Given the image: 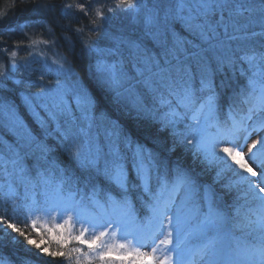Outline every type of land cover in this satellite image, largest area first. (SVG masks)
Masks as SVG:
<instances>
[{
  "label": "snow or ice",
  "instance_id": "6c2138e0",
  "mask_svg": "<svg viewBox=\"0 0 264 264\" xmlns=\"http://www.w3.org/2000/svg\"><path fill=\"white\" fill-rule=\"evenodd\" d=\"M65 7H76L87 15L82 3ZM116 7L138 13L141 0H116ZM47 8L46 4H38L36 11L43 12ZM244 13L250 21L255 19L264 28V0H173L155 7L144 17V24L146 34L161 51L152 53L134 40L126 41L136 52L132 75L121 61L98 60L86 83L73 79L76 74L68 66L66 57L49 58L43 52L36 53L45 64L51 60L57 79L49 81L36 94L23 96L24 104L41 128H46V122L55 124L64 151L80 169L89 173L86 183L89 179H102L108 191L103 201L97 199L96 187L92 195L77 198L79 190L75 182L69 183L70 178L54 180L52 168L55 165L46 159L50 149L37 142L15 107L0 102V115L4 117L0 120V128L16 137L14 145L0 141L5 149L0 151V174L16 173L24 184V203L17 205L24 214V226L0 215V229L4 235H9L11 230L24 237L27 245L39 249L37 257H66L69 264H95L96 261L99 264H197L198 261L204 264H264V195H261L264 194V135L248 145L253 133L264 132V80H257L258 73L251 71L264 63V54L258 58L253 52L239 58L248 64L251 74L246 86L235 94L229 105L228 121L224 123L217 116L219 94L214 84L216 72L222 71L225 65L236 70V60L224 53L227 45L221 37L237 39L229 35V28L238 30L236 17ZM95 16L102 22L96 25L92 20L96 25L93 31L99 35L107 17L100 9H96ZM177 26L188 35H181ZM76 32L81 33L83 29L77 28ZM41 43L54 45L55 40H32L29 46ZM85 47L97 53L105 51L97 47L91 36ZM16 55L15 51L10 54L13 69L17 67ZM190 60L198 69V87ZM240 72L245 74L243 69ZM3 79L7 76L4 65L0 64V87L4 86ZM43 79L41 76L40 80ZM133 80L145 91H138L131 83ZM145 93L151 97V106L145 102ZM237 103L247 108L239 116L234 114ZM100 104L134 110L137 119L154 122L156 130L145 132L142 142L134 139L118 121L102 113L107 125L105 151L98 138L90 135L97 124L96 110ZM189 115L191 123L184 124ZM253 116L257 119L249 126L248 121L253 120ZM62 119L67 125L63 130ZM181 124H184L183 130ZM33 145L40 148L44 154L41 159L49 164L44 172L37 171L38 183L43 189L42 202L36 198V182L25 179L28 169L24 158L28 154L26 150H31ZM179 147L191 153L193 164L201 166V173L178 163L170 164V155ZM208 171L215 172L213 181L200 183V175ZM227 173L236 179L222 187L244 191L245 196L250 195L252 200L259 202L260 213L255 220L246 215L240 219L230 217L216 203L213 185ZM113 191L117 195H113ZM133 192L139 193L137 199L147 209L143 219L133 205ZM4 197L16 205L17 194L11 183ZM41 216L53 219L59 216L62 220L52 226L41 225L48 239L56 244L55 250L49 251L51 245L41 247L45 243L38 227ZM230 220L233 228H247L258 233V242L232 247L225 231ZM29 226L40 236V243L25 230ZM77 226L78 234L73 232ZM12 240L15 243L18 237ZM193 240L197 243L193 244ZM73 241L81 247L67 249ZM73 253L77 254L74 261ZM0 264H6L2 257Z\"/></svg>",
  "mask_w": 264,
  "mask_h": 264
},
{
  "label": "trees",
  "instance_id": "16d2710c",
  "mask_svg": "<svg viewBox=\"0 0 264 264\" xmlns=\"http://www.w3.org/2000/svg\"><path fill=\"white\" fill-rule=\"evenodd\" d=\"M101 0H0V13H4L0 16V57L3 56L4 60L9 61L8 53L10 50H4L2 47H10L12 49L18 47L28 48L34 50L35 52H43L44 56L54 57L62 56L67 58L68 66H71L76 79H80L87 83V77L90 73L95 70V65L98 60H105L109 62L121 61L124 63V67L128 72H132V61L127 57L120 44L122 40L132 39L142 46H146L148 49L159 52L158 46L151 37L144 35V33H139V29H131L128 19H119L117 16L112 15L109 11L104 10L106 21L99 31V35L93 31L96 25L102 22L95 16V11L98 9ZM116 1V0H114ZM167 0H141L144 8L153 9L161 4H166ZM173 2V0H172ZM46 4L48 6L46 11L37 12L36 8L38 4ZM82 3L85 6L87 15L81 12L76 7L66 8L67 4H77ZM94 6V7H93ZM103 11V10H102ZM144 16L147 14L143 10ZM161 15L163 13L161 12ZM248 19V14H247ZM92 20L96 21V25L92 23ZM255 20V19H253ZM252 20V21H253ZM139 24H143V19L139 20ZM23 25V27H21ZM77 28H82L83 32H76ZM141 29V28H140ZM31 33L33 34L32 40H55L54 45H44L38 44L35 46H29L32 40L17 41L15 43L12 41V33ZM177 31L181 32V35H188L182 32L179 26H177ZM256 33V35H253ZM246 36L249 41H253L255 52L259 58L260 54H264V28L259 26H251L248 30L243 32L232 33V36L241 38V36ZM95 41L97 47L105 51L97 53L95 51H89L85 47V43L89 40V37ZM192 39L191 36L188 37ZM223 38V36H222ZM31 39V38H29ZM113 39H121L119 45L114 46ZM227 43L228 39L223 38ZM248 42V41H247ZM113 49V50H112ZM118 52H115V50ZM242 50H232L231 53L227 54L235 58L236 60V70L233 71L230 67L225 65L222 71H218L214 77V84L216 86V92L219 94V110L217 113L218 119L221 123L228 121L229 116V105L236 93H238L247 84V77L251 74L248 68V64L239 58L245 55H250L253 52H248L247 47H241ZM111 50V51H109ZM243 53V54H242ZM101 55V56H100ZM122 59H121V56ZM119 57V58H118ZM133 59H136L134 55ZM183 59V58H182ZM175 63V61H174ZM192 68V76L195 78L194 83L199 86V74L198 69L194 61H189ZM134 66V65H133ZM213 71L216 70V65H212ZM240 69L244 70V75H241ZM251 71H256L258 75L257 80H264V63H262L258 68L252 69ZM134 74V73H132ZM131 75V74H130ZM3 87H0V94L4 99L12 101L16 104L19 112L21 113L23 119L26 122L27 129L31 131L32 134L36 136L38 143L46 145L50 151L46 154V159L55 165L52 168L54 173L53 179L60 180L63 178H70L69 183L75 182V187L79 190L78 196L88 197L92 195V190L96 187L98 190L96 192L97 199L103 201L105 199V193L108 191V186L106 183L100 179H89L86 183V177L89 173L85 170L80 169L78 164L72 160L69 155L64 151L61 144L60 134L56 131V126L52 122H46L49 129L41 128L37 120L30 114L27 108L24 106L21 96L22 89L19 87L14 80L4 79L2 80ZM138 91L144 92L142 85L136 83L135 80L131 82ZM95 94V92H94ZM145 102L151 106V97L146 94ZM247 108L243 104L237 103L234 109V114L242 115L246 112ZM102 113L115 121H118L120 125L124 127L129 133L132 134L134 139L144 141L145 132H154L157 125L149 120H144L143 118L137 119L134 110H122L117 109L111 105L100 104L96 110L97 124L102 117ZM76 114V113H75ZM254 120L257 119L253 116ZM254 120L251 121L253 124ZM189 117L184 121V124H190ZM61 125H65L63 119L60 121ZM184 124L180 125V129L183 130ZM214 131V129H211ZM47 132V135H45ZM0 141L7 142L9 145H14L16 143V137L9 133L6 129L0 128ZM0 150L5 151L4 145L0 143ZM28 154L24 158L26 162V167L28 172L25 179H31L36 182V198L38 201L42 202L43 197L40 195L42 192V186L38 183L39 177L37 176V171L44 172L49 164L45 163L44 159H41L44 155L40 148L33 145L31 150H26ZM180 164V166L185 168H194L195 173H201V166L193 164V157L191 153L187 152L184 147H179L177 150L170 155V164L175 166V164ZM63 173V175H61ZM48 175V173H45ZM94 176V173L92 174ZM215 176L214 171H208L202 173L199 177L200 183H211ZM236 177L232 176L231 173H227L222 176L218 183L214 184L213 187L216 191V203L218 206L227 212L230 217L240 219L245 215L250 219L255 220L256 216L260 213L259 202L252 200L251 196H245L244 191H236L222 187L229 183L230 180H234ZM11 183L12 187L16 190L17 198L16 205L12 203L11 200H6L4 193L8 190V184ZM0 215L5 216L12 222L17 223L18 226L23 227L25 223L24 214L22 209H18L17 205H22L23 195H24V184L21 183V178L16 174L5 176L0 174ZM113 195H117L115 191L112 192ZM138 192L132 193V202L137 212V215L143 219L147 215V209L144 208L137 196ZM264 195V194H261ZM91 210V208L89 209ZM206 210V208H204ZM237 211H239L240 216L237 217ZM42 216L38 223L40 227L41 234H44L45 243L41 247H51L49 251L56 249V244L52 241L47 242L48 237L44 233L42 225ZM27 232H31L32 238L40 243V236L36 232L32 231L30 226L25 229ZM225 231L227 232V240L232 247L237 245L243 247L245 244L257 243L258 233L251 232L250 229H237L233 228L232 220L226 225ZM9 235H4L3 230L0 229V257H2L6 264H25L26 261L29 264H69L66 257H56L52 258L48 255H43L42 257H37L36 253L39 249L35 248L33 245H27L24 237H19L17 233L11 232L9 230ZM12 237H18L17 242H13ZM193 244L197 241L193 240ZM81 247L78 243L73 241L67 245V249ZM65 249V250H67ZM84 251L87 252L88 249L84 247ZM75 253H73V261L76 258ZM95 264H99L96 261Z\"/></svg>",
  "mask_w": 264,
  "mask_h": 264
},
{
  "label": "rangeland",
  "instance_id": "374dc122",
  "mask_svg": "<svg viewBox=\"0 0 264 264\" xmlns=\"http://www.w3.org/2000/svg\"><path fill=\"white\" fill-rule=\"evenodd\" d=\"M169 2H172V0H167L166 4ZM238 2H244V0H238ZM99 6H102V9L107 10V11L109 8H111L112 11L110 13L112 15L117 16V18H119V19H122V18H124L125 20L128 19L125 22H128L129 27L131 29H136L135 27H137L139 29V33L142 32V33H144V35H147L146 34V27L144 24V17L147 14H149V12L153 9L152 7H150L149 9L144 8L143 4L141 3L140 11L138 13H133V12H127V11H124L120 8H117L116 7V1H114V0H101ZM143 10H145L147 13L145 16H144ZM140 19H143L142 25L139 24ZM236 20L238 21V25H237L238 30H236L238 32L246 31V30H248L249 27H251L253 25L254 26L260 25V23L256 20L250 21L249 19H247V13H244L243 16H237ZM233 32H235V30L233 28H229V35H232ZM11 35H12L11 39L14 43H15V40H17V41L23 40V41L27 42L28 40L33 39V36H32L33 34H31L29 32H27L25 34L24 33H16L15 34V31H14V33H12ZM147 36H149V35H147ZM29 38H31V39H29ZM223 38L221 37L222 40H224ZM126 41H132V39L122 40V43L120 44V46H122L121 47L122 49H120V50L124 51L126 53L127 57H129L132 61V67H131L132 72L129 73L132 75V73H134V71H135V68L133 66V65H135V60L133 59V57H134V55H136V52L133 49L129 48ZM113 42H114V46L119 45V43L121 42V39H116V40L113 39ZM225 44L227 45V47H225V49H224V53L226 55L228 53L230 54L232 50H234V51L235 50H238V51L242 50L241 47H247L248 52H253L254 49H256L254 42L249 41V38L244 36V35L241 36V38H237L234 40H228L227 43L225 42ZM156 46H158V45H156ZM2 48L4 50H10L11 49V52L15 51L17 53L16 57L14 58L16 61V64H17V67L15 69H13L11 66V60H12V58L10 56L11 52L8 53L9 61L4 60L3 56L0 57V64L4 65V70H5L7 79L14 80L15 82L19 81V83H17V84H19V87L23 90L22 96H21L23 104H24L23 96L34 95L39 91V89L41 87L48 85L49 81H55L57 79V74L55 71V65H51L50 59L48 61V64H45L44 60H42L41 57L36 54L37 52H35L34 50H30V49L24 48V47H18V48H14V49H12L10 47H2ZM158 49L161 51L159 46H158ZM115 52H118V51L115 50ZM152 53H158V52H156L153 49ZM49 58H51V57H49ZM121 59H122V56H121ZM113 63H115V62L113 61ZM123 66H124V63H123ZM126 71H128V70H126ZM261 75L264 76V74H261ZM41 76L44 77L43 81L40 80ZM73 79H76V78L73 77ZM0 102L8 103V104H11L13 107H15L18 115L21 117V119L24 121V124L26 125V122L23 119L21 113L19 112L16 104H14L12 101L4 99V97L1 94H0ZM24 106L26 107L25 104H24ZM38 111L40 112L41 116H44L43 111H41L39 109H38ZM74 113H76L75 110H74ZM75 115L78 116L79 113H76ZM3 119H4V117L2 115H0V120H3ZM253 120H254V118H253ZM189 121L191 122L190 115H189ZM63 122L65 125H61V130H63L65 127H67L64 120H63ZM77 123H79V121H77ZM251 125H252V123L250 124V126ZM26 127H27V125H26ZM106 127H107V125H106V123H104L103 118H100L99 124L94 126L91 129V133H90V135L92 137L98 138V142H99L100 146L105 151H107V141L105 139V128ZM47 129H49L48 126H47ZM73 130L74 131L76 130L75 127L73 128ZM260 135H264V132L253 133L248 138V145H250L254 140L259 138ZM33 136H35V135L33 134ZM240 142L242 143V141H240ZM37 148H39V147H37ZM244 151H245V153H247V147L244 148ZM245 158L247 159V155ZM249 163H252V162L249 161ZM24 164L26 165V162H24ZM253 167H255V165H253ZM61 178H63V177H61ZM66 187H67V185H66ZM53 215L55 216V214H53ZM42 218H43L42 224L47 223L48 226H52L54 223H62V220L59 218V216H56L55 219H53L52 217H45V216H42ZM73 232L78 234V226L73 229ZM47 242L50 243V240L48 239ZM197 264H204V262L198 261Z\"/></svg>",
  "mask_w": 264,
  "mask_h": 264
},
{
  "label": "bare ground",
  "instance_id": "6f19581e",
  "mask_svg": "<svg viewBox=\"0 0 264 264\" xmlns=\"http://www.w3.org/2000/svg\"><path fill=\"white\" fill-rule=\"evenodd\" d=\"M93 7H94V6H93ZM97 8L100 9V10H103V11H104V9H102V6H98Z\"/></svg>",
  "mask_w": 264,
  "mask_h": 264
}]
</instances>
